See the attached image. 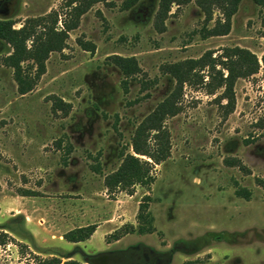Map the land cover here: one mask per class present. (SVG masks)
I'll return each mask as SVG.
<instances>
[{"label": "rangeland", "instance_id": "1", "mask_svg": "<svg viewBox=\"0 0 264 264\" xmlns=\"http://www.w3.org/2000/svg\"><path fill=\"white\" fill-rule=\"evenodd\" d=\"M63 1L0 0V17L21 27L28 18L61 10ZM109 1L82 16L31 92L21 94L13 69L0 63V231L5 226L17 240L0 245V264L69 254L84 261L83 253L123 250L135 258L124 256L126 264H264V189L258 184L264 178V65L237 79L232 112L221 98L224 88L211 93L198 80L186 83L181 112L166 121L171 156L156 165L150 189L137 185L130 194L105 183L121 164L120 151H132L136 126L175 87L162 66L233 46L261 58L264 6L243 0L230 33L205 38L197 0L173 4L164 32L155 26L160 0H140L129 9L122 7L125 0ZM79 40L93 42L95 51ZM11 51L0 39V57ZM114 54L136 56L143 69L128 79V90L122 71L108 60ZM202 73L207 76V68ZM56 98L71 108L54 109ZM238 188L250 190L251 198L238 196ZM146 194L155 231L115 241L116 230L140 226ZM85 223L105 224L86 241H62L65 231Z\"/></svg>", "mask_w": 264, "mask_h": 264}, {"label": "trees", "instance_id": "2", "mask_svg": "<svg viewBox=\"0 0 264 264\" xmlns=\"http://www.w3.org/2000/svg\"><path fill=\"white\" fill-rule=\"evenodd\" d=\"M140 0H125L122 7L129 9ZM191 0H160L156 13L155 26L160 32L166 30V20L170 15L173 4L183 5ZM243 0H197L198 5L205 13V25L203 36H222L230 33L233 16L238 12ZM255 4L264 6V0H253ZM97 3L112 4L109 0H64L61 10L25 20L21 27L16 26V20L0 17V39L10 45L12 51L0 57V63L13 69L14 78L21 94L31 92L39 83L41 77L47 71V60L51 53L63 51L70 37V31L79 27L82 16ZM218 10L221 16L214 18V12ZM63 11V12H62ZM65 15L63 17L62 15ZM214 24L208 27L206 24ZM62 23V27H59ZM81 46L88 51H95V44L89 41L79 40ZM108 60L117 65L122 71L125 90H128V79L143 72L136 56H123L114 54ZM264 65V54L260 58L248 48L233 46L225 47L221 53L206 52L199 58H187L178 62L167 63L162 66L163 72L169 74L175 80L173 90L151 111L135 128L129 147L120 151L121 164L105 178L109 190H125L130 194L135 192L137 185H143L150 189L156 180V165L161 164L171 156V134L166 125L168 118L181 112V99L186 83L197 81L204 83L211 93L219 88H224L221 98H225V104L233 111L236 103L235 83L238 78H246L257 74ZM207 68L208 75L202 71ZM208 77V80L205 78ZM54 109L71 108L69 102L62 98H56ZM264 129V117L261 119ZM242 169H247L239 160L231 161ZM100 171V168H96ZM258 184L264 189V178H258ZM238 196L251 198V191L246 188H238ZM37 192L24 190L23 195H36ZM151 195L146 194L139 205L137 218L140 226L126 224L124 229H118L112 237L120 240L128 233L139 232L152 233L153 216L149 211ZM146 224L148 226H146ZM98 224L92 223L77 226L66 231L63 238L72 243L86 241L96 232ZM4 226L0 231V245L17 241ZM22 243V242H18ZM84 254V261L74 258L73 254L65 256V260L58 255H50L46 258H38V264H126L134 258L130 251H104L97 254ZM130 255V260L122 261L124 256ZM122 261V262H121Z\"/></svg>", "mask_w": 264, "mask_h": 264}, {"label": "crops", "instance_id": "3", "mask_svg": "<svg viewBox=\"0 0 264 264\" xmlns=\"http://www.w3.org/2000/svg\"><path fill=\"white\" fill-rule=\"evenodd\" d=\"M107 221H109V220H107ZM106 223V222H105ZM105 223H99V225H98V227H97V230H96V232L105 224ZM88 224V223H87ZM86 223L85 224H82V225H79V226H83V225H87ZM72 229V228H71ZM66 232V231H65ZM64 232V233H65ZM95 232V233H96ZM63 233V234H64ZM63 234L61 235V237H63ZM93 236V235H92ZM62 241H66L64 238L62 239ZM67 243H70V242H68V241H66Z\"/></svg>", "mask_w": 264, "mask_h": 264}]
</instances>
